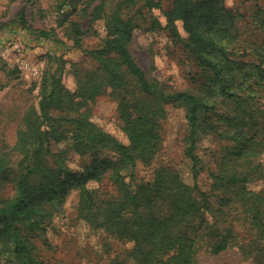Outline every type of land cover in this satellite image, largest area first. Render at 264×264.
I'll use <instances>...</instances> for the list:
<instances>
[{"label": "trees", "instance_id": "trees-1", "mask_svg": "<svg viewBox=\"0 0 264 264\" xmlns=\"http://www.w3.org/2000/svg\"><path fill=\"white\" fill-rule=\"evenodd\" d=\"M53 1L63 16L71 9L88 14L90 29L96 21H104L106 36L100 48L83 49L82 38L89 31L71 22L75 35L72 48L83 50L97 62V69L85 75L73 66L76 116L52 115L53 109L69 99L59 76L64 65H58L52 74L49 64L44 72L37 106L28 109L18 130L15 150L22 156L20 180L14 194L0 200V264H49L44 256L55 250L49 233L66 202L57 187L70 182L78 188L77 220L110 241L130 245L127 256L135 264H199L202 253L218 256L233 248H238L244 259L264 264V189L252 188L264 182V7L254 15L262 42L241 50L242 39L234 29L243 16L227 8L225 0H172V7L163 13L166 27L154 14L162 9L158 0H117L113 4L101 0L97 5L85 2L82 6L80 0ZM148 16V30L169 31L197 65L200 80L195 92L171 91L160 81L148 79L137 64L130 46L139 21H147ZM177 22H182L187 39L181 36ZM13 24L43 40L51 38L49 32L29 26L27 4ZM112 94L117 96L128 144L80 112L89 102ZM168 103L187 112L185 156L193 185L171 168H159L148 180H138L133 174L139 162L151 164L161 151L160 121ZM221 127L222 136L231 139L232 146L210 176L215 189L226 192L219 200V212L234 207L241 211V220L250 224L254 239L249 244L243 243L232 227L219 225L211 194L198 184L202 161L196 151L201 133H218ZM55 147L62 150L55 152ZM105 150H113L119 157L117 162L97 161L111 171L109 180L117 193L100 202L97 191L87 185L93 172L89 168L72 171L66 155L69 151L85 156ZM3 158L0 155V171L6 166ZM34 179L40 180L36 189L31 188ZM38 196L55 200L45 205L35 201ZM230 219L227 222L233 224Z\"/></svg>", "mask_w": 264, "mask_h": 264}, {"label": "rangeland", "instance_id": "rangeland-1", "mask_svg": "<svg viewBox=\"0 0 264 264\" xmlns=\"http://www.w3.org/2000/svg\"><path fill=\"white\" fill-rule=\"evenodd\" d=\"M101 0H80V6L85 2L97 5ZM117 0H108L109 4ZM162 9L154 11L159 16L163 27L167 25L164 12L172 7V0H158ZM27 4V18L33 30L47 31L51 34L50 40H43L37 34L21 30V26L13 24L20 10ZM227 8L236 10L243 17L238 19L235 33L242 39L238 48H249L251 43L262 42L263 35L258 28L254 15L258 8L264 7V0H225ZM92 8L89 13H91ZM133 15V14H132ZM131 16V14H130ZM91 18L85 12L73 13L69 10L66 16L56 10L53 0H0V155L6 166L0 171V200L12 196L22 174L21 154L15 150L18 140L19 126L32 106H37L40 85L46 68L51 65V73H55L58 65H64L59 76L62 78L64 91L69 98L65 104L52 110L55 118L74 117L77 115V106L72 102V95L77 90L75 68L85 75L87 71L97 69L94 61L83 50L74 49V30L71 22H77L85 31H89L82 38L83 49L95 50L102 46L106 36L104 21H96L90 29ZM150 16L147 21H139L140 27L135 30L134 40L130 46L131 53L139 67L145 72L148 79L158 80L174 92H195L198 88L197 65L179 44L171 38L167 30H148ZM181 36L187 39L182 22H177ZM78 101V100H76ZM166 115L161 119L163 144L159 155L151 164L139 162L133 174L138 180L151 179L156 170L161 167L179 171L188 184L193 185L190 164L185 156V135L187 130V112L175 103L165 106ZM80 112L89 116L91 122L104 132L114 136L124 144H128L127 137L122 129V121L118 112V100L114 94L97 98L89 102ZM221 131L207 134L202 131L197 148V155L201 159L202 172L198 184L202 191L211 194L214 216L222 227H229L238 234L243 243L249 244L254 239V232L250 224L241 220L240 210H224L219 206V200L225 196L223 189H215L210 176L218 169L223 157L232 146L231 139L222 136ZM60 147L53 151L60 152ZM119 159L113 150L100 153L91 152L85 156L69 151L66 155L68 167L74 172H84L89 168L93 177L88 180L89 188L97 191V200L102 201L110 195H116V187L110 182L111 171L103 168L97 161H113ZM131 171H124L129 175ZM130 178V177H129ZM32 189L40 185V180L34 179ZM252 188L259 191L264 189V182L253 184ZM59 196L65 197L64 212L55 217L49 233V239L55 246L53 252L45 254L49 264H135L129 261L127 253L130 245L106 239V236L95 233L87 224L78 221L76 205L78 202V188L74 182L59 185ZM215 189V190H214ZM55 197L35 198L42 204L48 205ZM37 202V203H38ZM236 207V206H235ZM233 220L229 224L228 218ZM1 226V222H0ZM107 245H110L107 250ZM199 264H254L243 258L238 248H233L218 256L201 254Z\"/></svg>", "mask_w": 264, "mask_h": 264}]
</instances>
